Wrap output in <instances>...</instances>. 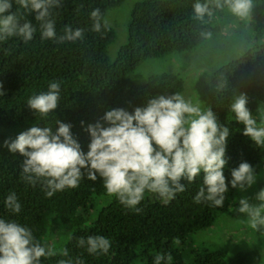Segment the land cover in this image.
<instances>
[{"label":"trees","instance_id":"trees-1","mask_svg":"<svg viewBox=\"0 0 264 264\" xmlns=\"http://www.w3.org/2000/svg\"><path fill=\"white\" fill-rule=\"evenodd\" d=\"M124 1L63 0L61 7L52 10L57 35L71 26L83 29L84 39L57 43L42 39L35 14L28 15L13 0L11 11L30 20L37 31L27 43L20 37L0 40V127L48 126L54 130L59 120L72 125L73 136L86 153L91 139L86 127L98 121L105 123L102 118L107 111L122 108L132 113L153 97L184 91V81L177 73L139 79L135 72L143 63L173 53L220 51L229 57L212 72L204 91L208 107L219 123L230 129L225 176L230 181L231 169L248 162L257 178L254 188H264V147L243 135L244 125L235 120L229 103L234 93H245L247 107L260 124L264 114V0H252L249 13L253 11L255 20L249 22L247 16L233 15L227 6L197 20L193 18L196 0H142L131 12L127 44L112 59L109 46L115 43L116 32L109 24L100 33L93 31L90 14L100 8L106 20L107 12ZM223 31L230 35H223ZM202 32H211V38H204ZM52 81L61 84L59 106L41 117L26 102L33 95L47 92ZM221 84L224 90H220ZM14 139L0 135V219L16 220L29 227L35 238L48 246L57 231L70 234L57 255L42 257L41 264H59L62 259L75 264L77 258L83 264H154L156 253L171 254L172 260L165 264H256L260 259L253 252L231 257L223 246H199L193 239L215 227L222 215H239L235 211L239 190L231 189L230 183L223 207L194 202L202 186V174L192 183L182 181L186 191L173 199L165 201L146 194L137 205L140 212L108 196L102 178L93 182L85 177L79 187L48 198L40 184L33 186L21 178L25 157L5 146V141ZM12 192L21 204L20 213L5 207ZM90 235L108 238L109 253L92 255L78 247V240ZM65 248L67 257L61 254Z\"/></svg>","mask_w":264,"mask_h":264},{"label":"clouds","instance_id":"clouds-1","mask_svg":"<svg viewBox=\"0 0 264 264\" xmlns=\"http://www.w3.org/2000/svg\"><path fill=\"white\" fill-rule=\"evenodd\" d=\"M15 3L28 15L35 14L42 39L57 43L84 39V30H74L71 26L57 35L52 10L61 7L63 0H15ZM225 6L233 15L243 18L249 13L252 0H205L203 3L196 0L193 18L204 20L213 15L214 9L223 10ZM12 7L13 0H0V40L20 37L27 43L37 28L30 20L12 12ZM90 15L93 31L100 33L102 28L107 29L100 8ZM201 35L210 39L212 33ZM224 88L221 84L220 90ZM48 89L26 102L41 117H47L59 106L60 82H50ZM229 103L235 120L244 125L243 135L264 147V114L258 125L247 107L245 93H234ZM102 120L107 127L99 121L86 127L91 138L86 153L74 138L72 125L59 120L54 130L48 126H32L14 140L5 141V146L11 153L18 152L25 157L21 178L33 186L40 184L46 197L79 187L85 177L93 182L102 178L106 194L136 212L141 211L137 205L146 194L157 195L165 201L173 199L177 193L186 191L182 181L192 183L201 174L203 182L194 202H208L214 207H223L229 183L231 189L247 191L257 182L254 167L248 162L231 169L230 181L226 178L229 127L219 123L210 106L202 108L199 102L186 99L180 92L153 97L132 113L122 108L109 110ZM255 199L259 203L240 197L236 210L246 217L244 223L248 227L259 231L264 228V188ZM4 203L10 212L20 213L21 204L15 192ZM77 244L92 255L108 254L111 248V241L102 235L81 237ZM61 254L67 257L69 252L65 248ZM55 255L57 251L38 241L29 227L16 220L0 219V264H41L42 257ZM171 260L170 253L154 256V264ZM59 264H73V261L62 259ZM75 264L83 261L77 258Z\"/></svg>","mask_w":264,"mask_h":264},{"label":"rangeland","instance_id":"rangeland-1","mask_svg":"<svg viewBox=\"0 0 264 264\" xmlns=\"http://www.w3.org/2000/svg\"><path fill=\"white\" fill-rule=\"evenodd\" d=\"M140 1L142 0H125L123 4L107 12V24L115 30L117 36L115 43L109 46L110 58L115 59L120 49L127 44L128 23L131 18V12L134 5ZM245 20L247 22L255 20L253 11L247 15ZM241 34L243 36L244 33L241 32ZM223 35L229 36L230 34L227 31H223ZM201 53H173L165 58L143 63L135 74L137 73V77L141 80L164 72L180 74L184 81L182 94L185 98L191 99L194 103L199 102L202 108H207L209 103L204 87L212 72L220 66L222 60H227L229 54H223L220 51H215L214 53L213 51H204L203 54ZM215 54H221L222 57L218 59ZM208 55L209 57H206ZM135 82L141 84L137 81ZM27 129L29 127L24 125L11 128L0 127V135L16 138L18 134ZM258 192L259 190L255 189L254 186L247 191H238L236 201L240 197H247L251 203L257 204L259 202L255 199V195ZM236 204L235 211L239 207V203L237 202ZM231 211H234V205ZM220 218L215 227L200 232L193 238L196 243L199 246H223L222 248H225L231 257L236 256L238 253L253 252L259 254L260 257L256 264H264V228L259 231L251 229L244 223L246 217L241 213L237 216L224 214ZM69 235L66 230L57 231L54 239L50 242V246L57 252L60 251Z\"/></svg>","mask_w":264,"mask_h":264}]
</instances>
